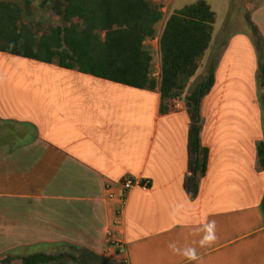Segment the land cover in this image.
<instances>
[{
  "label": "crops",
  "instance_id": "1",
  "mask_svg": "<svg viewBox=\"0 0 264 264\" xmlns=\"http://www.w3.org/2000/svg\"><path fill=\"white\" fill-rule=\"evenodd\" d=\"M149 1L163 14L144 42L160 72L161 34L185 6ZM236 3L255 5L241 24L250 21L264 39V0ZM213 51L221 54L201 105L207 170L195 195L186 187L191 120L183 97L163 114L159 80L140 89L0 51V259L73 251L90 264H124L123 257L126 264H264L257 52L247 31L224 42L212 34L190 84ZM127 178L149 187L128 193L116 227L119 204L108 195H119ZM209 221L216 239L201 246ZM110 229L124 241V256L108 247ZM185 249L197 259L187 260Z\"/></svg>",
  "mask_w": 264,
  "mask_h": 264
},
{
  "label": "trees",
  "instance_id": "2",
  "mask_svg": "<svg viewBox=\"0 0 264 264\" xmlns=\"http://www.w3.org/2000/svg\"><path fill=\"white\" fill-rule=\"evenodd\" d=\"M53 10L64 25L51 27L37 38L34 30L21 23L24 9L0 1V51L36 59L82 73L140 89H154L158 80L152 76L153 55L144 42L156 35L163 14L149 0H59ZM215 13L200 0L173 13L166 21L159 41L161 55L160 111L165 114L174 101L183 97L191 120L188 155L191 175L186 187L192 195L207 170L208 150L202 144L203 99L214 85L221 52L213 51L203 74L191 84L212 41ZM256 48L257 91L264 113V39L249 21ZM255 37V38H254ZM259 158L264 168V140L259 144ZM75 251V250H74ZM90 264L75 252L57 255L36 253L22 258L7 254L0 264Z\"/></svg>",
  "mask_w": 264,
  "mask_h": 264
},
{
  "label": "rangeland",
  "instance_id": "3",
  "mask_svg": "<svg viewBox=\"0 0 264 264\" xmlns=\"http://www.w3.org/2000/svg\"><path fill=\"white\" fill-rule=\"evenodd\" d=\"M7 1L20 5L23 9V18L21 23L31 27L37 38L40 39L42 35L48 33L51 27L62 26L64 21L53 10V6L59 0H0ZM199 0H177L176 6H187L195 4ZM237 0H209L211 9L215 13V23L213 25L212 34L218 37L220 42L228 39L231 34L239 29L252 33L249 25L243 23L241 20L246 14L250 15L252 8L255 5H241L236 3ZM227 2V3H226ZM226 8V9H225ZM248 10V12H246ZM241 19V20H240ZM255 38V37H254ZM259 49H264L263 44L259 39H255ZM203 69L199 70L198 77L203 74ZM109 247V246H108ZM65 264H73L66 262Z\"/></svg>",
  "mask_w": 264,
  "mask_h": 264
},
{
  "label": "built area",
  "instance_id": "4",
  "mask_svg": "<svg viewBox=\"0 0 264 264\" xmlns=\"http://www.w3.org/2000/svg\"><path fill=\"white\" fill-rule=\"evenodd\" d=\"M152 76L156 80H160L161 71L160 72L159 71H152ZM136 186H141L145 189L149 187L147 182L142 184L139 181H137L136 179L127 178L122 183V192L119 195L115 196L112 192L109 193V195H108L109 198H116V200L118 201V204H119L118 207L116 208V212H115L114 226L119 227L121 225L122 214H123L124 207L126 205L127 195ZM118 233L119 232L117 230L110 229L108 231V234H107V236H108L107 244H108L110 249H113L119 255L124 256L125 252H126V245H125L124 241H122L118 237ZM122 262L124 264L127 263L125 257H123Z\"/></svg>",
  "mask_w": 264,
  "mask_h": 264
},
{
  "label": "clouds",
  "instance_id": "5",
  "mask_svg": "<svg viewBox=\"0 0 264 264\" xmlns=\"http://www.w3.org/2000/svg\"><path fill=\"white\" fill-rule=\"evenodd\" d=\"M202 231L204 232V235L202 236L200 240V245L201 246H206L211 244L212 242L215 241L216 236H215V221H209L207 224L203 226ZM174 250L175 246L170 245ZM187 260L189 261H194L197 259L195 249H185L182 253Z\"/></svg>",
  "mask_w": 264,
  "mask_h": 264
}]
</instances>
